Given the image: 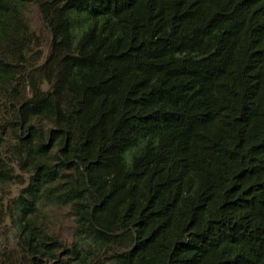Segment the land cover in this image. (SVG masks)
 Masks as SVG:
<instances>
[{"label": "trees", "instance_id": "1", "mask_svg": "<svg viewBox=\"0 0 264 264\" xmlns=\"http://www.w3.org/2000/svg\"><path fill=\"white\" fill-rule=\"evenodd\" d=\"M35 2L46 56L28 0H0V182L30 175L19 264L88 263L44 201L110 264H264V0Z\"/></svg>", "mask_w": 264, "mask_h": 264}, {"label": "rangeland", "instance_id": "2", "mask_svg": "<svg viewBox=\"0 0 264 264\" xmlns=\"http://www.w3.org/2000/svg\"><path fill=\"white\" fill-rule=\"evenodd\" d=\"M26 16L32 28L41 37L43 44L40 50L42 55L46 56L49 52L52 36L43 21L35 0H28ZM10 110V102L0 99V136H3L6 141L11 140ZM41 126L47 130L51 124L45 120ZM2 150L4 151L3 148ZM12 167L17 177L12 181L0 182V210L3 211L4 215V220L0 223V258L13 264H19L23 255L19 245L17 222L14 217L17 212L14 207V199L19 197L23 189L28 186L30 175L19 169L15 163ZM38 215L43 222L42 227L46 233L56 236L69 247L74 243H81L87 255V264H110L113 248H101L89 239L82 240L77 236V221L70 205L44 201L39 207ZM57 255L58 258H51L49 264H55L57 260L62 261L69 256L62 248L58 250ZM75 263L78 262L75 261Z\"/></svg>", "mask_w": 264, "mask_h": 264}]
</instances>
